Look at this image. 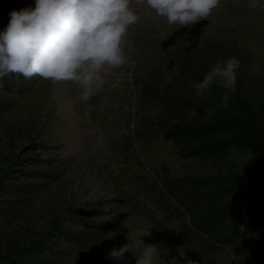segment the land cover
Wrapping results in <instances>:
<instances>
[{
    "label": "rangeland",
    "instance_id": "1",
    "mask_svg": "<svg viewBox=\"0 0 264 264\" xmlns=\"http://www.w3.org/2000/svg\"><path fill=\"white\" fill-rule=\"evenodd\" d=\"M2 2L0 29L11 10L35 6V0ZM248 3L220 0L206 18L213 21L184 26L160 25L130 4L139 18L124 37L126 63L105 73L87 102L72 80L0 78V264H114L106 254L127 237L124 264H135L145 244L156 246L153 264L189 260H183L188 249L215 264H264V227L238 220L246 209L223 227L211 221L232 198L224 192L238 191L235 180L259 173L262 162L240 143L224 150L218 144L214 156L197 152L199 143L215 141L207 135L196 144L162 123L189 122L198 107L215 122H229L217 110L231 114L235 90L225 103L222 86L202 95L194 87L228 57L240 61L235 89L264 107V0L255 8ZM245 129H234V137L251 131ZM112 211L142 221L144 244L129 215ZM220 228L228 249L217 245ZM171 238L180 242L176 254Z\"/></svg>",
    "mask_w": 264,
    "mask_h": 264
},
{
    "label": "clouds",
    "instance_id": "2",
    "mask_svg": "<svg viewBox=\"0 0 264 264\" xmlns=\"http://www.w3.org/2000/svg\"><path fill=\"white\" fill-rule=\"evenodd\" d=\"M144 2L168 26H184L208 18L220 0ZM130 4L131 0H35L34 7L12 10L7 25L0 29V78L18 73L25 78L72 80L80 89V100L89 101L103 86L105 73L126 63L124 37L139 18ZM258 4L259 0H249L248 7ZM239 65L236 57L218 60L195 82L196 94L220 85L226 90L221 99L227 103L235 90ZM146 234L144 227L135 232L141 243L140 237ZM127 239L128 243L114 246L106 254L114 264H124L131 243ZM145 245L135 264H153L156 246ZM172 264L196 262L173 257Z\"/></svg>",
    "mask_w": 264,
    "mask_h": 264
},
{
    "label": "trees",
    "instance_id": "3",
    "mask_svg": "<svg viewBox=\"0 0 264 264\" xmlns=\"http://www.w3.org/2000/svg\"><path fill=\"white\" fill-rule=\"evenodd\" d=\"M232 96L235 100L228 103V109L231 108L230 115H225L228 111L224 112V109L221 112L217 110L218 113L224 116H222L224 119L231 117V120L226 124L221 121L215 122L211 115L205 116L203 114L205 111L200 109V107L196 108L197 113L190 118L191 120L189 122L180 124L181 120L176 118L177 122L174 123L175 125H172L170 122L172 119L168 117L170 121L163 118L162 123L168 126V129H170L171 133H174V136L181 138L191 137L192 141L196 144H198L196 142L198 138H204L207 135L212 138V141H215L214 145L208 147L199 143L196 146L197 152L214 156L219 152L220 145H222V150H224L230 143L234 145L240 143L244 144L262 162L263 170L259 173L251 175L248 178H238L235 180L234 184H236V187L242 185L238 191H231L230 189L228 192H224L226 194L233 192L232 198L226 202L223 209L216 210V213L213 215L215 219L211 221L222 226L234 213L246 209L242 217L238 216V220L243 222L253 220L256 224L264 227V107L259 108L253 105L252 101L243 93L241 87H237ZM165 115L167 114L165 113ZM229 123L231 126H227ZM248 127L251 129L250 132L243 133L239 138L234 137L237 133L234 129L244 130ZM215 134L217 135L213 137ZM256 196H259L257 197L258 199L255 198ZM231 232L233 233V231Z\"/></svg>",
    "mask_w": 264,
    "mask_h": 264
},
{
    "label": "bare ground",
    "instance_id": "4",
    "mask_svg": "<svg viewBox=\"0 0 264 264\" xmlns=\"http://www.w3.org/2000/svg\"><path fill=\"white\" fill-rule=\"evenodd\" d=\"M3 0H0V2H2ZM17 1V0H16ZM20 1V0H19ZM13 2V1H12ZM2 3H4V2H2ZM32 4V3H31ZM131 4H133V5H135V6H137V7H140V9H142L141 11L143 12V10L150 16H156V20H157V18H158V21H159V23H160V25H164V19L162 18V17H160V16H158L153 10H151L149 7H148V5L144 2V0H131ZM1 5H3V4H1ZM5 5V4H4ZM29 5V4H28ZM134 6V7H135ZM7 7V6H6ZM16 7V6H15ZM22 7V6H21ZM13 9V8H12ZM19 9V8H18ZM137 10H138V8H137ZM215 10V9H214ZM217 10V9H216ZM12 11V10H11ZM10 11V12H11ZM4 12V11H3ZM145 14V13H144ZM143 14V15H144ZM158 16V17H157ZM210 17H211V15H210ZM211 18H213V17H211ZM151 19V18H150ZM153 19H155V18H153ZM205 21H204V23L206 24V23H209L210 21H213V20H209V19H204ZM154 21V20H153ZM146 22V21H145ZM147 24V23H146ZM149 25V24H148ZM174 25H179V24H174ZM108 81H109V79H108ZM73 83V82H72ZM74 84V83H73ZM108 84H111V83H108ZM69 85V84H68ZM67 90V89H66ZM71 90V89H70ZM70 92V91H69ZM73 92V94H74V90L72 91ZM45 95V94H44ZM76 95V94H75ZM77 96V95H76ZM40 97V96H39ZM61 97V96H60ZM40 98H42V96L40 97ZM64 98V97H63ZM69 99V98H68ZM72 99V98H71ZM61 100H62V98H61ZM73 100V99H72ZM74 102V101H73ZM72 103V102H71ZM61 107H64V103L63 102H61ZM67 107V106H66ZM76 125V124H75ZM74 125V126H75ZM78 128V127H77ZM76 130V129H75ZM79 130V129H78ZM76 134V133H75ZM79 137V136H78ZM81 144V143H80ZM82 145V144H81ZM84 145V144H83ZM87 147V146H86ZM80 148V147H79ZM84 148V147H83ZM78 153V152H77ZM86 173V172H85ZM87 176L89 177V174H87ZM88 182H89V180H88ZM93 193V192H92ZM108 207H109V205H108ZM123 214H125V215H129V220H133L134 222L133 223H135V225L134 226H132V228L133 229H138V228H140V227H142V221L140 220V219H138V218H136L135 216H133L132 214H129V213H126V212H124V211H121ZM120 211H119V214H117V212H114V211H112V216L113 215H120V213H121ZM117 216H114V217H117ZM113 222H116V219H112L111 220V222H110V224L111 225H113ZM128 223H132V222H128ZM137 223V224H136ZM139 223H140V226H139ZM149 232H151L150 230H149Z\"/></svg>",
    "mask_w": 264,
    "mask_h": 264
}]
</instances>
